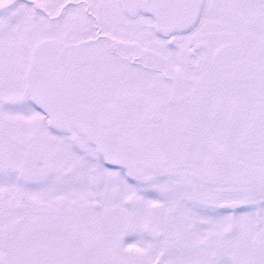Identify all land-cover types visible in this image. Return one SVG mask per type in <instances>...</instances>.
<instances>
[{"label": "snow or ice", "instance_id": "1", "mask_svg": "<svg viewBox=\"0 0 264 264\" xmlns=\"http://www.w3.org/2000/svg\"><path fill=\"white\" fill-rule=\"evenodd\" d=\"M0 264H264V0H0Z\"/></svg>", "mask_w": 264, "mask_h": 264}]
</instances>
